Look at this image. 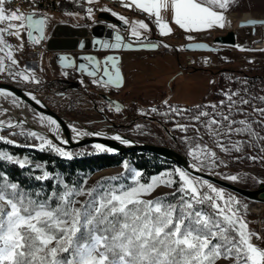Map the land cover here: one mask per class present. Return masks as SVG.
Masks as SVG:
<instances>
[{
  "label": "snow or ice",
  "instance_id": "obj_1",
  "mask_svg": "<svg viewBox=\"0 0 264 264\" xmlns=\"http://www.w3.org/2000/svg\"><path fill=\"white\" fill-rule=\"evenodd\" d=\"M14 0H0V75L13 82L39 86L41 80L33 68L20 66L14 52L25 47L26 36L33 45L45 39L47 17L39 14L33 0L30 14L9 7ZM127 11L143 14L145 19L130 20L121 13L104 6L125 26L126 37L116 24H108L115 31L112 41L95 40L101 49L149 50L169 49L164 43L152 42L146 33L152 25L160 37L173 34L174 24L188 34L185 39L196 40V35L214 29H224L231 21L227 13L239 7L242 0H116ZM88 5L99 0H86ZM91 17L94 9L88 7ZM170 14V20L163 13ZM264 26V20H248L241 26ZM19 41L13 45L10 41ZM84 45L81 44V47ZM189 49L216 51L205 43L189 44ZM240 51H261L235 45ZM178 49V51H182ZM63 68H74L91 77L98 88L119 89L126 84L118 57L109 55L102 61L84 56L79 64L68 56L59 57ZM205 64L209 63L207 59ZM252 63V61H249ZM67 76L68 72L65 71ZM230 80L232 78H229ZM80 84H84L81 79ZM211 84L216 82L210 81ZM240 89H221L216 102L195 104L191 107L174 106L162 101L165 111L150 107L140 114H159L171 123V131L181 133L179 139L187 146L191 162L187 167H174L149 179L125 161L124 173L85 186L86 181L72 184L59 176L43 171L37 181H54L49 193H31L6 175H0V264H264V236L250 228L247 219L249 206L208 177H220L240 182L243 177L221 169L229 167V160H249L264 165V94H253L245 79ZM25 95L41 108L46 107L32 92ZM0 142L21 145L10 137H26L39 141V150H48L71 160L73 153L60 145L68 141L59 137L60 123L51 116L34 115L37 123L56 135L59 144L31 129L23 116L26 103L14 92L0 87ZM20 109L19 119L10 115ZM122 112L120 104L108 101V108L100 111ZM142 126L137 124L136 128ZM69 128L77 138L100 136L102 133ZM18 129V131H17ZM111 139L122 145L130 142L114 135ZM175 139V137H174ZM29 146V145H24ZM98 152L115 149L95 144ZM0 162H10L24 168L21 160L0 150ZM37 169L40 165L36 166ZM264 184V181H260ZM161 189L168 191L161 192ZM159 193V194H158ZM82 198V199H81ZM256 241H260L258 244Z\"/></svg>",
  "mask_w": 264,
  "mask_h": 264
},
{
  "label": "rangeland",
  "instance_id": "obj_2",
  "mask_svg": "<svg viewBox=\"0 0 264 264\" xmlns=\"http://www.w3.org/2000/svg\"><path fill=\"white\" fill-rule=\"evenodd\" d=\"M82 3L85 4V6L88 5L86 2H82V0H79V1H76V8H74L75 10H69V9L63 10L62 9V10H55V11L48 12L45 9H39L37 12L48 18L46 26H45V32L47 30V25L50 23L51 19L58 21L60 19H65V17H70L76 20L77 23H80L86 17H89L86 12L87 7L83 6ZM104 6L105 5L101 1H99L98 4H95L94 7H95L96 12L94 11L91 17H96V14L98 12H101L99 11V9ZM111 9L115 11V8H111ZM25 13L30 14L29 11H25ZM227 14H228L227 15L228 19L231 21L229 26L225 27L224 29L217 28L210 32H204V33L193 34V35H196V39H203L204 42L212 43V40L215 36L223 35L227 31L230 30L228 28H233L231 30H233L235 33L236 45H240L246 49L264 48V27H260V26L256 27L255 33L252 34L251 28L249 27L234 28L233 23H232V20L234 18L236 19V17H241L242 15L244 16L246 15V17H248L247 20L251 18L264 19V0H242V3L240 4L239 7L233 8ZM163 15H165L166 19L170 20L169 13L165 12L163 13ZM171 26L173 27V30H174L172 34L174 35L173 39L176 41L175 43H173L174 47H170L169 49L160 48V50L156 49L154 51H146V52L141 51V52L142 54H145V55L146 54L148 55L147 52H152L151 55H153L160 62L164 63V65L166 64L171 65V63H173L174 61L176 63V70L178 69V71H180L182 62L187 52H184V50L178 51V49H182L183 45L187 43L185 36L188 34L184 33L182 30L178 28V26H175L174 24H172ZM151 33H146V34L150 35ZM25 38L26 36L24 37V39ZM10 42L13 45H18L19 43V41L15 39H12ZM218 48H219L218 51H215L212 53H190L192 58L195 59L201 56L204 60L207 59L209 63L205 65L197 66V68L195 69H186L185 71H180L183 73H180L178 75L176 82L168 88V94L166 96V99L169 100L170 104L191 107L195 104L203 103L204 100L209 97L211 93L210 81H212V76L210 72L208 71H204V70L197 71V69H200V68L215 69L218 67H224L225 64H227L228 62L235 61V60H240L244 62L252 61L251 64H264V52L240 51L236 47H227V46H219ZM29 52H30V46L26 39H25L24 49L22 51L14 52L15 58L19 60L20 66L22 68L26 66L22 64V60L28 59ZM171 56L174 58L172 59ZM34 62L39 69V72L36 71L37 77L41 79L43 82L47 81L48 80L47 76L51 77V75L47 71H45L44 73H41L43 70V67H46L44 61L39 62L38 60H35ZM164 65L162 66L159 65L153 70L155 74L154 77L158 76L161 72H163V70L165 69ZM29 68L31 67L29 66ZM3 80H6V77L3 75H0V82H3ZM25 85H27L28 87L24 90L35 93L33 89V85H30V84H25ZM155 87L153 88L155 89ZM73 92L74 91H64V93L67 95L66 97H62V98L57 97V96L54 97L53 95L49 96L47 97L48 99L47 103L44 102L36 93L35 94L45 104H47V106L51 110L57 113L64 120L68 121L70 125L76 126L81 131H87L86 129L104 130L113 135L125 136L127 138L134 139L138 142L155 144L159 146L168 145V147H170V144H171L170 140L167 134L164 132V130L161 128V126L158 123L154 121H150L146 118H143L139 120L137 123H135L132 127H129L126 125L125 128H122V129L110 128L107 126V124H105L102 121L100 115L95 111V109L100 110L101 108H104L101 102L99 103L101 105L100 107L98 105L96 106V104H98L97 96L92 97V98L89 96L87 100V98L82 97L81 95H76ZM84 92L87 93L86 91ZM154 92L156 95L157 91L155 90ZM160 96L162 97L163 93L158 95V97ZM0 104H3L4 107H10V105L6 101H3L2 99H0ZM138 106L139 108L135 112L136 116H140V117L141 116L143 117L152 116V114L150 116H144L140 114L141 110L147 112L148 111L147 108L149 106L148 107L147 106L141 107L140 105ZM92 107H95V109H93ZM22 108L24 109L25 113L27 112L26 118L29 119L30 122L38 125L39 123H37L36 119H34L35 113L33 112V110L29 106H27L25 103L23 104ZM105 109L107 108L105 107ZM107 112H111L112 118L110 119L112 120L114 119V116L116 118L118 116L123 115V112L122 113H115L113 111H107ZM16 114L20 116L19 109L16 110ZM137 124L141 125L142 127L140 129H137L136 128ZM169 128L170 129L173 128V125L169 126ZM5 131H6L5 134H2L0 132V135L8 136V133H7L8 131L7 130ZM173 132H174V136L179 140V143L182 146L183 151L187 153V146L184 143H182L179 139L181 133L177 131H173ZM58 134H61L60 129H59ZM8 138L11 139L10 136ZM14 139L16 140V138ZM26 139L31 140L29 138H26ZM39 143H40L39 141L35 140L36 145H38ZM87 147H89V150L97 151L95 147L93 146H86L82 148H87ZM14 157L21 159V160L26 159L27 165L30 164L29 160L25 156L17 155ZM188 160L189 162H191L189 157H188ZM166 170H170V169H166ZM221 171H224L225 173H228V174H236V175L243 177V179L240 182H231V181L229 182L239 187L246 188V189H256L259 186L260 181H264V166L263 165L243 164L242 160L240 162L229 160V167L226 169H221ZM123 172H124V168H123V163H122L119 167L105 169L103 171H100L94 174L91 178H89L86 181L87 184L85 186H92L97 180L108 178L115 174H121ZM160 191L164 192L168 190L161 189ZM228 192L232 195H235L243 203L248 204L249 212L247 214V219L250 221V228L258 232L257 231L258 227L262 226L260 230H261L262 235L264 236V216H262L261 213L259 212L252 211L250 208L251 205L249 201L237 196L234 193H231L230 191ZM258 205L259 207L264 206V204H258ZM256 243L260 244L261 242L256 241ZM261 246L264 247V244H261Z\"/></svg>",
  "mask_w": 264,
  "mask_h": 264
},
{
  "label": "trees",
  "instance_id": "obj_3",
  "mask_svg": "<svg viewBox=\"0 0 264 264\" xmlns=\"http://www.w3.org/2000/svg\"><path fill=\"white\" fill-rule=\"evenodd\" d=\"M25 39L27 40V38ZM161 40L162 39L160 38H156V42ZM162 41L166 43L164 40ZM201 70L210 72L212 81L214 80L216 82L215 84H211V93L203 103L216 102L221 99L222 97L219 94L221 89L235 90L244 87L240 81L245 79L249 82L248 87L251 88L253 94H264V64H251L249 62L235 60L228 62L224 67H218L215 69H197V71ZM76 77L77 72L69 73L66 77H53L44 81L39 86L33 85V89L35 93L46 103L48 101L47 97L52 95L60 98L66 97L67 94H65L66 92L64 93V91H74V94L81 95L82 97L87 98V100L89 96L91 98L96 96L98 97L93 90L82 88L76 81ZM229 78L232 79L230 80ZM3 82L9 83L7 80H3ZM16 86L21 89H26L28 87L27 85L22 84H16ZM121 103L124 108L123 115L116 118L114 116L113 120L110 119L112 118L111 112H101L100 110H96L95 107L92 108L95 109V111L100 115L102 121L110 128L122 129L125 128L126 125L132 127L143 118L158 123L167 134L171 143L170 147L183 154L188 159V156L183 151L179 140L174 136V132L171 131L172 128H169L172 124L166 122L167 118L162 117L159 114H152L151 117L136 116L135 112L139 108L137 104L125 102ZM150 107H157L160 112L165 111L162 102L149 106L147 110ZM1 133L5 134L6 131H2ZM14 138H16V143L21 145L20 147L0 142V150L7 151L13 156H25L29 160L30 164L26 165L24 168H20L18 165L10 162H0V175H6L11 182L19 183L21 187L28 192H41L42 195L49 193L54 185V181L51 180L37 181L35 179V176L41 175L45 170L52 175L59 176L66 182L75 184L77 182L87 181L94 174L105 169L119 167L125 161H127L132 168L142 171L143 178L145 180L163 172L166 169L177 167L166 160L148 153L130 152L120 155H112L97 152L95 150H89V147L69 150L74 154L73 158L69 160L59 157L54 152L48 150L41 151L38 147H31L30 145L35 144V140H28L25 137H11V139ZM242 163L262 165L260 163H253L249 160H242ZM37 165H40L39 169L36 168ZM116 175L118 174L113 176ZM101 180L102 179L97 180L94 184Z\"/></svg>",
  "mask_w": 264,
  "mask_h": 264
},
{
  "label": "water",
  "instance_id": "obj_4",
  "mask_svg": "<svg viewBox=\"0 0 264 264\" xmlns=\"http://www.w3.org/2000/svg\"><path fill=\"white\" fill-rule=\"evenodd\" d=\"M252 19L264 20V19H256V18H251L248 20H252ZM248 20L235 19L232 20V23L234 24V28H242L241 25L242 24L246 25ZM108 24H116L121 29V34L126 37V42H127L128 33L124 31L125 26L123 25V23L118 21L115 17L111 16V14L108 12H98L96 14V17H86L80 23L69 22L68 24L53 25L49 30L48 34L46 35L45 33V39L41 43L44 44V47L48 52L55 53L54 56L55 61L57 65L61 68H63L59 60V57L61 56H68L71 59L75 60L77 64L81 62L86 63V61H81V58L84 56H94L102 61L106 56L113 55L118 57L121 62L122 53L149 51V50L132 51L125 49H120V50L101 49L98 45H95L93 42L98 39L112 41L115 35V31L113 29L108 28L107 26ZM258 26L264 27L262 25H255V26L247 25L244 27L251 28V33L254 34L256 27ZM229 29L230 30L227 31L225 34L215 36L212 40V43H208L204 41H192L185 43L183 45L184 52L187 53L215 52V51H208L206 49H194V48L189 49L187 47L189 44H195V43H205L210 48L216 49V51L219 50L218 48L219 46L235 47L236 45L235 33L233 30H231L233 28H229ZM151 40L154 43L156 42L155 37H151ZM81 44H83L84 46L81 47ZM0 87L14 92L17 96H19L22 99V101L26 102L25 104L29 106L35 114L42 113L44 115L51 116L52 118L56 119L60 123L61 134H58L59 137L68 141L67 145H60L61 147H64L66 150H72L75 148H82L86 146L94 147L95 144H101L106 147L115 149V151L111 153L102 152L106 154L120 155L130 152H140V153H148L155 155L163 160H166L174 164L177 167H187L188 164L190 163L189 160L183 154L177 152L171 147L142 143L134 139L127 138L125 136H121V137L127 139L130 143L127 145H122L118 141L111 139V137L114 136L113 134L104 130L86 129L87 132L102 133V135L77 138L75 136V133H73L69 128L70 125L69 122L64 120L57 113L51 110L47 106V104H45L35 93L34 94L37 96V98L40 99L42 103L46 105V107L41 108L25 95V92H30V91H26L24 89L17 87L16 85L7 82H0ZM104 100L106 102L111 101L107 97H104ZM19 118L20 117H17V119ZM27 121L28 123L25 125V128L35 130L45 135L47 138L52 139L54 143L59 144V140L56 138V135L51 133L47 128L41 126L40 124L37 125L35 123H32L28 119ZM205 178L211 179L215 184L224 187L227 191H230L231 193H234L237 196L249 202L264 204V184L262 183H260L256 189H246L234 185L228 182L227 180H224L216 176L213 177L205 176Z\"/></svg>",
  "mask_w": 264,
  "mask_h": 264
},
{
  "label": "crops",
  "instance_id": "obj_5",
  "mask_svg": "<svg viewBox=\"0 0 264 264\" xmlns=\"http://www.w3.org/2000/svg\"><path fill=\"white\" fill-rule=\"evenodd\" d=\"M76 1H79V0H59V2L51 9V11L62 10V9L63 10L64 9L75 10L74 8H76ZM99 1H101L105 6L109 7L106 4V1L108 0H99ZM112 1H116V0H112ZM82 2H86V0H82ZM83 6H85V4H83ZM94 6L95 4L86 5L85 7L87 8L92 7L95 11ZM110 8H115V11L117 13H121L125 15L130 20L145 19V18L137 16L135 12L133 11L125 10L123 7L120 6V4L119 6L110 7ZM69 22L77 23L76 20L70 17H65V19H60L58 21L51 19L50 23L47 25V30L45 32L46 35L48 34L49 30L51 29L53 25L68 24ZM149 36L150 38L156 37V38L165 40L167 44H169L171 47H174L173 43L176 42L173 39L174 35H170L168 37H160L154 25H152V33ZM186 41L192 42V41H188L187 39ZM194 41H203V39H196ZM147 53L148 55L147 54L145 55V54H142V52L140 51V52H127V53L121 54L120 66L122 68V74L126 80V84L122 88H119V89L113 88L111 90H105L102 88L95 87L90 83V80L92 78L86 75H83L82 73H77L76 81L81 87H84V88L86 87V89H91L98 95V102H97L98 104H96V106L98 105L99 107L101 106L99 104L101 102L104 108L105 107L108 108V102L104 100V97L109 98L112 102L120 104L122 107V112L124 108L121 102L136 103L140 105L141 107H145V106L148 107L158 102H162L164 99H166V96L168 94V88L176 82L178 75L183 72L178 71V69L176 70V63L174 61L173 63H171V65H167V64L164 65V63L160 62L153 55H151L152 52H147ZM28 56L29 57L27 60L26 59L22 60V64L26 65L27 67L30 66L31 68L35 69V71L39 72V69L34 61L35 60H38L39 62L44 61L46 67H43V70L41 73H44L45 71L49 72L51 77L47 76V79L53 78V77H66L64 75L65 71H67L68 74L76 73L74 68L65 69V68L59 67L54 58L55 53L48 52L47 50H43L38 55H35L29 52ZM173 58L174 57H172V59ZM159 65L160 66L164 65L165 69L158 76L154 77L155 74L153 70ZM81 79L84 81L83 85L79 83ZM6 80L9 81V83L13 85H16V84L25 85L24 82L16 83L7 77H6ZM42 82L43 81L41 80V83ZM152 84H154L156 87ZM153 87H155V89ZM155 90L157 91L156 95L154 92ZM161 93H163V96L158 97V95H160ZM113 112L115 111L113 110Z\"/></svg>",
  "mask_w": 264,
  "mask_h": 264
},
{
  "label": "built area",
  "instance_id": "obj_6",
  "mask_svg": "<svg viewBox=\"0 0 264 264\" xmlns=\"http://www.w3.org/2000/svg\"><path fill=\"white\" fill-rule=\"evenodd\" d=\"M58 2H59V0H33V3L35 4L37 11L39 9H45L48 12H50L51 9ZM106 4L109 7L119 6V3H117L116 1H112V0L106 1ZM9 7L12 8V9L20 8L24 12L25 11H29L31 13V11H32V6L28 2V0H14V2L9 5ZM135 14L137 16H139V17L145 18V16L143 14L136 13V12H135ZM28 44L30 46V52L32 54L38 55L43 50H45L42 44H40V45H33L32 43H29V42H28ZM204 61L205 60L201 56H199V57H197V58L194 59V58L191 57L190 53H187L185 55V57H184L183 62H182V66L180 68V71H185L186 69H195V68H197V66L205 65ZM254 204H255V202H250V205H251L250 208H251L252 211H254L252 209V206ZM261 228H262V226H259L257 231H258V233H260L262 235L261 230H260Z\"/></svg>",
  "mask_w": 264,
  "mask_h": 264
},
{
  "label": "bare ground",
  "instance_id": "obj_7",
  "mask_svg": "<svg viewBox=\"0 0 264 264\" xmlns=\"http://www.w3.org/2000/svg\"><path fill=\"white\" fill-rule=\"evenodd\" d=\"M228 15V14H227ZM247 18L248 17H246V15L244 16V15H242L241 17H236V19H240V20H247ZM233 20H235V18L233 19ZM233 26H234V24H233ZM229 29V28H228ZM259 45V44H258ZM23 106V105H22ZM21 106V107H22ZM16 110L17 109H12L11 110V112H10V115H12V116H14V117H21V110L19 109V111H20V116H18L17 114H16ZM27 113V112H26ZM26 113L24 112V109H23V116L24 117H27L26 116ZM29 120V119H28ZM229 182V181H228ZM231 183V182H230ZM233 184V183H232ZM235 185V184H234ZM258 204H261V203H255L253 206H252V209L255 211V212H259V213H261V215L262 216H264V206H260L259 207V205Z\"/></svg>",
  "mask_w": 264,
  "mask_h": 264
}]
</instances>
